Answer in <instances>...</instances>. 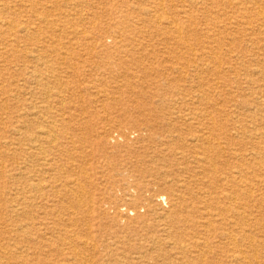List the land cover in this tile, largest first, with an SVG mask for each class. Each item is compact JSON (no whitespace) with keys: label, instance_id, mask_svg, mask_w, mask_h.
Returning <instances> with one entry per match:
<instances>
[{"label":"bare ground","instance_id":"6f19581e","mask_svg":"<svg viewBox=\"0 0 264 264\" xmlns=\"http://www.w3.org/2000/svg\"><path fill=\"white\" fill-rule=\"evenodd\" d=\"M127 1L0 0V264H264V0Z\"/></svg>","mask_w":264,"mask_h":264},{"label":"rangeland","instance_id":"374dc122","mask_svg":"<svg viewBox=\"0 0 264 264\" xmlns=\"http://www.w3.org/2000/svg\"><path fill=\"white\" fill-rule=\"evenodd\" d=\"M125 1L126 0H73V1H71V0H45V10H46V13H48V14L49 13L50 14H54L55 13L53 15V17H51V18H55L58 13L59 14L61 13V15L63 14V12H64V14L66 13V15H67L66 19L70 23H77V19H79V18H83L84 21L86 20L85 21V23H86L88 21L87 19L91 18L92 17L91 15H93V14L97 15L100 21H105V20H107L108 14L111 12V8H112V10L114 8H117L118 10L120 8L125 9V7H124L125 6ZM127 2H128V4L132 5L134 3L140 4V3L144 2V0H128ZM213 2L216 3L217 0H204V3H205L204 5H205L206 9L208 8L209 10L220 12L221 8H222L221 3L213 4ZM194 13L197 16V21L199 22V28L203 27V23H204L203 13H201L200 11H197L195 9H194ZM212 15H214V13ZM61 18H62V16H61ZM68 25L69 24H67V27L70 26V25L69 26ZM228 31L231 32L230 30H227L224 33L228 32ZM260 32H262L263 34H259L256 31L255 34L253 35V37L258 36L259 39L264 38V26H263V29ZM233 34H234L235 37H240L241 38L240 40H237L234 43L235 44L234 47L238 50V48H239L238 44H239V46L243 45L242 39H244V35L242 33H237L236 34L234 32H233ZM45 36H46V34H45ZM57 38L58 37H55L54 39H57ZM61 38H62V40H61L62 43L67 41L65 38H63V37H61ZM199 38H200L199 40L202 39L200 36H199ZM51 41L52 40H48V43H46L45 45H48V44H51V43L53 44V42H51ZM228 46L229 45H227L225 43H220L221 50L228 48ZM154 47L158 51V55H159L160 60H161L163 65L169 64V58L171 56L169 54H174V51L175 52L177 51L176 48L173 49V50H172V48H171V50L164 48L165 45L163 43L159 42V41H156L154 43ZM172 56H171V58H172ZM149 59H151V57H149ZM149 59L146 60L145 63L151 62ZM174 59H175V57H174ZM133 62L134 61H131V63H133ZM263 63H264V61H263ZM13 69H14V67L13 68L11 67L9 71L13 72ZM228 75L232 76L233 74L229 73ZM173 76H174V80L176 81L177 85L182 84V81L180 80L179 77H177V74H174ZM208 77H210L209 74L206 76V78H208ZM157 78H159V77H157ZM177 81H178V83H177ZM0 82H1V79H0ZM3 85L5 86L6 83L3 82ZM229 86H231V85H229ZM229 86H227V84H226L224 87H222V90H223L222 93L223 94H222V96L219 97L220 98L219 99V103L221 105H223L224 108H225L226 105H229L230 103H235V100H237V101L240 100L239 95L243 94V93L240 94V92L233 94L232 93V89L229 90ZM155 90H156L155 88H153L152 86L148 85L147 88L145 87L142 90V92L139 91V90H136V93L133 94V95H134L136 100L137 99H141V101H145V102L147 101V103L149 105V101L151 100V98L147 97L145 99L144 95L149 96ZM160 92H162V91H160ZM129 95H131V94L124 93V94H122L120 96H122L123 99H124V98H127V97L129 98L130 97ZM232 96H234V98H232ZM214 98H216V96H212V99H214ZM152 99H153V102H152L153 104L152 105L156 106L157 113L160 114L161 112H164L165 109H166V106L163 105L162 103H160L159 99L157 97H153ZM226 101H229V103H227ZM3 103L7 106L8 110H6L4 107H3L5 109L4 111H3V108L0 109V117H1L0 118V143H1L2 139H3V137L6 139V137L10 136L11 126L8 123V117L12 116L13 112H15V109H16L15 106L17 105V101L11 99V100H8V101L6 100ZM222 114H223V112L221 113V115H218V116H220L222 118ZM8 162H10V161H7V163ZM98 222L101 224L100 227L103 230L101 229L99 232L96 231L95 232L96 234L97 233H103V231L104 232H106V231L107 232H109V231L111 232L112 231L111 227L113 225L111 224L110 220H98L96 222V224ZM121 227H123L122 223H121ZM130 232H131V230L127 229V230H123L122 234L123 235L125 234L127 237L128 236L131 237L132 235L130 234ZM103 235H104V237L109 236L108 234H107V236L105 234H103Z\"/></svg>","mask_w":264,"mask_h":264}]
</instances>
